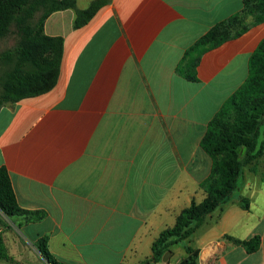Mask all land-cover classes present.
Returning a JSON list of instances; mask_svg holds the SVG:
<instances>
[{
    "label": "crops",
    "instance_id": "crops-1",
    "mask_svg": "<svg viewBox=\"0 0 264 264\" xmlns=\"http://www.w3.org/2000/svg\"><path fill=\"white\" fill-rule=\"evenodd\" d=\"M242 1L108 0L78 29L73 10L47 17L44 33L63 39L55 86L0 108V168L19 208L44 216L0 213L12 259L0 264H47L34 247L41 238L65 264H179L187 247L195 264H264V117L262 153L242 168L238 188L166 262L150 261L159 233L204 198L211 161L199 142L245 81L264 22L249 17L245 32L202 53L196 81L176 67ZM255 237L253 253L234 242Z\"/></svg>",
    "mask_w": 264,
    "mask_h": 264
},
{
    "label": "trees",
    "instance_id": "trees-1",
    "mask_svg": "<svg viewBox=\"0 0 264 264\" xmlns=\"http://www.w3.org/2000/svg\"><path fill=\"white\" fill-rule=\"evenodd\" d=\"M108 0H93L85 9L76 7V0H0V41L15 24L19 41L13 50L1 54L7 66L0 89V108L24 98L35 97L50 91L56 84L62 60L63 39L44 33V22L56 11L73 10L72 27L86 25ZM40 11L39 16L35 15ZM254 24L264 22V0H243L242 8L212 26L184 53V60L176 73L188 81H196L195 67L202 53L238 37L249 28L247 19ZM264 117V38L248 60L245 81L224 101L208 122L199 142L200 149L209 157V175L200 183L204 198L192 200L175 218L172 226L159 233L151 245L150 261L158 262L165 252L189 238L206 217L225 203L238 188L242 168L255 161L262 153L257 146ZM244 209L247 204H242ZM0 213L11 220L27 216V221H39L42 212H26L19 208L9 175L0 168ZM2 219L0 218V225ZM229 239V238H227ZM246 247L249 253L259 247V238L234 241ZM34 247L47 264H65L55 258L47 247L46 238ZM187 257L179 264H195L197 252L186 248ZM0 259L12 260L4 246L0 229Z\"/></svg>",
    "mask_w": 264,
    "mask_h": 264
},
{
    "label": "rangeland",
    "instance_id": "rangeland-1",
    "mask_svg": "<svg viewBox=\"0 0 264 264\" xmlns=\"http://www.w3.org/2000/svg\"><path fill=\"white\" fill-rule=\"evenodd\" d=\"M86 0H80L81 4H84ZM40 14V11L36 13L35 17L37 18ZM19 41V34L18 30L15 24H12L10 26L9 32L1 39L0 41V87H1V82L4 76V73L7 71V66L3 64V61L1 60V54L7 50H13ZM1 89V88H0ZM175 245V244H174ZM173 245V246H174ZM187 246H191L194 248V245L191 243ZM182 243L179 245H175L174 250L177 251L179 248H182ZM184 251H182L183 253ZM185 253H183L184 255ZM187 254V252H186Z\"/></svg>",
    "mask_w": 264,
    "mask_h": 264
},
{
    "label": "water",
    "instance_id": "water-1",
    "mask_svg": "<svg viewBox=\"0 0 264 264\" xmlns=\"http://www.w3.org/2000/svg\"><path fill=\"white\" fill-rule=\"evenodd\" d=\"M170 254H171L170 251L165 252L161 258L162 262H166L169 259Z\"/></svg>",
    "mask_w": 264,
    "mask_h": 264
}]
</instances>
